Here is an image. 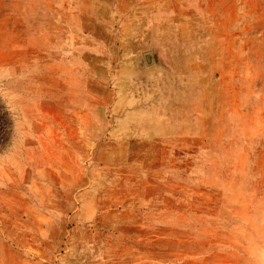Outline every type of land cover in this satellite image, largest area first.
I'll return each mask as SVG.
<instances>
[{
	"label": "rangeland",
	"instance_id": "374dc122",
	"mask_svg": "<svg viewBox=\"0 0 264 264\" xmlns=\"http://www.w3.org/2000/svg\"><path fill=\"white\" fill-rule=\"evenodd\" d=\"M0 264H264V0H0Z\"/></svg>",
	"mask_w": 264,
	"mask_h": 264
}]
</instances>
